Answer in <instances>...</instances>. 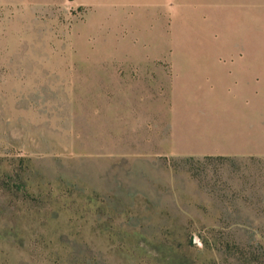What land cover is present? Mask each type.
<instances>
[{"label":"rangeland","instance_id":"rangeland-1","mask_svg":"<svg viewBox=\"0 0 264 264\" xmlns=\"http://www.w3.org/2000/svg\"><path fill=\"white\" fill-rule=\"evenodd\" d=\"M259 3L0 0V264H264V156H153L148 83L191 82L197 147L245 145L206 78L256 13L264 54Z\"/></svg>","mask_w":264,"mask_h":264},{"label":"crops","instance_id":"crops-1","mask_svg":"<svg viewBox=\"0 0 264 264\" xmlns=\"http://www.w3.org/2000/svg\"><path fill=\"white\" fill-rule=\"evenodd\" d=\"M258 7L262 0H249ZM263 19L260 14L254 16V37L245 41L243 51L224 54V57H214L209 65L206 78L208 86L213 91L224 90L228 95L230 108H241V113L250 117L251 133L247 135V143L243 146L231 145L225 151H217L211 147L199 148L192 137L185 136L192 132L197 123L196 110L203 100L198 96L186 97L181 90L190 86L185 78H180L177 71L171 78L161 74L155 82L148 81L155 89L164 87L159 93L161 98L154 120L159 127L149 131L152 139V155L164 157H249L264 156V145H258L262 139V131L258 125L264 115V54L261 34ZM223 61V64L220 62ZM152 94L155 95L154 91ZM150 92V93H151ZM248 119V118H247ZM161 135V136H160Z\"/></svg>","mask_w":264,"mask_h":264},{"label":"built area","instance_id":"built-area-1","mask_svg":"<svg viewBox=\"0 0 264 264\" xmlns=\"http://www.w3.org/2000/svg\"><path fill=\"white\" fill-rule=\"evenodd\" d=\"M195 241H199L198 238L195 237Z\"/></svg>","mask_w":264,"mask_h":264}]
</instances>
